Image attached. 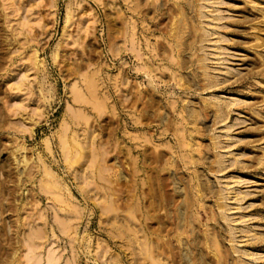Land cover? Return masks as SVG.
Wrapping results in <instances>:
<instances>
[{
	"label": "rangeland",
	"instance_id": "374dc122",
	"mask_svg": "<svg viewBox=\"0 0 264 264\" xmlns=\"http://www.w3.org/2000/svg\"><path fill=\"white\" fill-rule=\"evenodd\" d=\"M50 257L264 264V0H0V264Z\"/></svg>",
	"mask_w": 264,
	"mask_h": 264
},
{
	"label": "bare ground",
	"instance_id": "6f19581e",
	"mask_svg": "<svg viewBox=\"0 0 264 264\" xmlns=\"http://www.w3.org/2000/svg\"><path fill=\"white\" fill-rule=\"evenodd\" d=\"M127 37H128V36H127ZM131 40H132V39H131ZM134 40H135V39H134ZM129 41H130V40H129ZM132 43H133V42H132ZM130 45H131V44H130ZM174 48H175V46H174ZM132 49H133V47H132ZM148 50H149V49H148ZM174 50H175V49H174ZM114 51H115V50H114ZM114 51H113V52H114ZM133 53H134V52H133ZM135 53H136V55L138 56L139 53H138V52H135ZM137 53H138V54H137ZM172 53H173V52H172ZM153 54H154V53H153ZM137 56H136V57H137ZM140 56H141V55H140ZM140 56H139V57H140ZM137 58H138V57H137ZM138 60H139V59H138ZM140 60H141V58H140ZM140 60H139V62H140ZM139 70H142V69H139ZM78 95H79V94H78ZM98 104H99V103H98ZM97 106H98V105H97ZM99 106H100V105H99ZM95 108H96V107H95ZM113 112H114V110H113ZM221 112H222V111H221ZM219 113H220V110H219ZM189 114H190V113H189ZM183 132H184V130H183ZM183 134H184V133H183ZM183 134H182V135H183ZM186 137H187V136H186ZM186 137H185V138H186ZM146 142H147V141H146ZM20 148H21V149H19L20 151H21V150H22V151L25 150V147H24V146H23V147H20ZM20 163H22V164H26V162H25V157L23 158V160H22ZM20 163H19V164H20ZM60 223H62L61 220H60ZM63 224H64V222H63ZM63 224H62V226L65 227ZM65 225H66V224H65ZM38 230H39V231H38V232L36 231V232H37L38 234H40V235H39V236L37 235V236H38L37 238L41 237V239H42V236H41V233H42V232H40V229H38ZM33 232H34V230H33ZM36 232H34V235H35ZM37 233H36V234H37ZM42 235H43V233H42ZM28 239H29V238H28ZM145 244H146V243H145ZM145 244H144V245H145ZM35 248L37 249L38 247L36 246ZM35 248H34V249H35ZM143 251H144V250H143ZM143 251H142V252H143ZM213 251H214V250H213ZM145 252L147 253V252H149V251L145 249ZM144 255H145V254H143V256H144ZM144 257H145V256H144ZM51 258H52V257H50L49 261L51 260ZM50 262H51V264H52L53 261H50ZM55 262H56V263H55ZM55 262H53V263H54V264H57L58 260L56 259ZM158 262H159V261H158ZM161 263H162V262H161ZM48 264H49V263H48ZM155 264H156V263H155ZM158 264H159V263H158ZM162 264H163V263H162Z\"/></svg>",
	"mask_w": 264,
	"mask_h": 264
}]
</instances>
